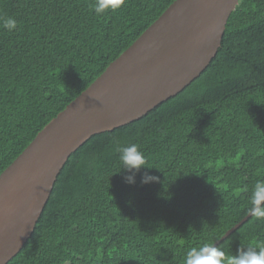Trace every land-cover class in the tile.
Returning a JSON list of instances; mask_svg holds the SVG:
<instances>
[{"label": "trees", "instance_id": "trees-1", "mask_svg": "<svg viewBox=\"0 0 264 264\" xmlns=\"http://www.w3.org/2000/svg\"><path fill=\"white\" fill-rule=\"evenodd\" d=\"M175 0H0V174ZM16 20L15 29L4 26ZM146 167L124 177L117 145ZM147 172L155 182L141 184ZM264 181V0H240L205 70L177 95L66 160L30 237L7 264H184L244 219ZM264 205V203L262 204ZM264 245L249 217L217 246Z\"/></svg>", "mask_w": 264, "mask_h": 264}, {"label": "water", "instance_id": "water-1", "mask_svg": "<svg viewBox=\"0 0 264 264\" xmlns=\"http://www.w3.org/2000/svg\"><path fill=\"white\" fill-rule=\"evenodd\" d=\"M239 2L175 0L37 133L0 174V264L30 237L68 157L92 135L138 120L197 78L216 55Z\"/></svg>", "mask_w": 264, "mask_h": 264}, {"label": "clouds", "instance_id": "clouds-1", "mask_svg": "<svg viewBox=\"0 0 264 264\" xmlns=\"http://www.w3.org/2000/svg\"><path fill=\"white\" fill-rule=\"evenodd\" d=\"M125 0H96L93 10L100 15L107 10H116L123 5ZM16 20L9 17L5 20L4 26L8 30L15 29ZM116 152L121 163V169L130 173L124 177L128 184L135 183V174L141 168L146 167V158L139 146L135 143L117 145ZM157 177L149 175L147 172L141 177V184L155 182ZM264 181H258L254 186L252 195V207L250 214L258 219L264 218ZM184 264H264V245H251L238 250L236 255L229 256L216 244L206 243L200 247L191 248L184 257Z\"/></svg>", "mask_w": 264, "mask_h": 264}]
</instances>
